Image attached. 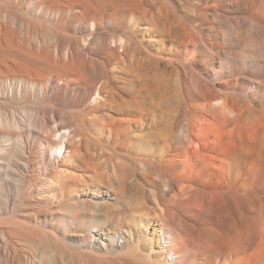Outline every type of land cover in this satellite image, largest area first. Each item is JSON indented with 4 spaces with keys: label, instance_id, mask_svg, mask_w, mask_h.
Returning a JSON list of instances; mask_svg holds the SVG:
<instances>
[{
    "label": "bare ground",
    "instance_id": "bare-ground-1",
    "mask_svg": "<svg viewBox=\"0 0 264 264\" xmlns=\"http://www.w3.org/2000/svg\"><path fill=\"white\" fill-rule=\"evenodd\" d=\"M9 1L26 5L36 18L73 24L77 34L93 39L104 29L133 36L84 50L57 38L51 45L23 40L0 23L3 99L53 95L102 110L95 132L131 167L129 182L105 183L108 154L82 146L91 130L80 122L53 127L45 118L25 125L15 115L1 116L0 127L9 130L0 137V158L24 153L39 128L40 163L59 168L58 181L49 179L42 196L62 219L52 237L61 235L86 258L95 254L117 264H264V0H196L197 8L208 9L199 16L219 23L196 35L193 46L172 17L147 0ZM176 62L177 108L167 111L156 102L166 85L160 90L135 72ZM99 76L105 78L100 89L88 88ZM74 200L88 208L81 218L66 206Z\"/></svg>",
    "mask_w": 264,
    "mask_h": 264
},
{
    "label": "rangeland",
    "instance_id": "rangeland-1",
    "mask_svg": "<svg viewBox=\"0 0 264 264\" xmlns=\"http://www.w3.org/2000/svg\"><path fill=\"white\" fill-rule=\"evenodd\" d=\"M147 1L151 5V7H153L155 10L160 8L164 14L166 13V14H168L169 17H172V21H171L173 23L172 25L173 26L176 25L177 26V32L179 34L182 33L183 37H185L191 41L190 46L197 44V41H196L197 36L203 37V36L207 35L209 33L208 30L212 27V25L219 23V21L214 19V17L201 18L199 16V15L208 14V9H206L204 6L201 8H197L196 0H186L187 1L186 3L183 2L182 0H147ZM182 2H183V5H182ZM189 11H192V12H189ZM5 14H6V16H5ZM180 16H182L183 18L182 17L180 18ZM15 17H16V20H15ZM179 18L183 19L184 21L183 20L178 21ZM199 21H200V23H199ZM178 22H180V23H178ZM0 23L8 24L11 27V29L23 40L40 39L44 43L51 45L54 43V38H57V39H60V42L63 45H65V43H66V45L73 44V46L81 47L84 50H86L87 48L96 47V45L100 44L102 41L108 40V39L110 40L112 37H122V38H126V39H131L133 37L128 32L121 31L119 29H104V30H98L97 31V34H96L97 36L94 38L95 39L94 40L93 37H88L87 34H81V35L77 34L76 31L74 30L75 25H73V24H69V23L55 24V23H52L50 21H47L45 18H36L35 14L32 13L31 9L29 7H27L26 5L19 3V2H17L16 4L11 3L9 0H0ZM183 23H185V25ZM179 25H181V26H179ZM199 25H201V26H199ZM184 26H186V27H184ZM53 29L55 30V33L52 31ZM182 29H184V30H182ZM224 29H225V26H223V30ZM204 30H205V32H204ZM73 32H74V34H73ZM102 32H104V33H102ZM225 33L227 35H229L227 33V30L225 31ZM199 34H201V35H199ZM73 38H74V41L72 40ZM196 49H198V46ZM158 67H154V66L145 67L146 71L143 70L144 72H142L141 70H137L135 72V75H137L139 80H148V81L154 80V81H156L155 83L157 84V88L160 90H163L164 86L166 85L165 86L166 90H163V91H165V94L168 97L165 98L166 95L165 96L163 95L162 96L163 98L160 97V100L158 99V101H156V102H159V104L165 110L171 111V110L177 108V100H176L177 95L175 94V93H177V71H175V68L177 69V62L175 63V65L174 64L173 65H166L165 67L163 65H161ZM160 71H162L163 73ZM168 72L169 73L172 72V74L169 76V78H168V76H166L168 74ZM159 78H160V80H159ZM104 81H105V78L103 76H99L95 81H91V82L88 81V88H93L95 90L100 89V87ZM122 87L128 88L127 85H122L120 88H122ZM171 87L173 90L171 89ZM2 90H3V93L1 94L2 91L0 92V112H2L0 114V117L1 116L15 115L18 118H21L25 125H27L29 123V121H32V123H36L38 120H44L45 118L46 119L49 118L53 122V124L51 125L53 127L55 125L60 124V123H66L70 120L80 122L85 128L91 130L89 132L90 136L87 138V140H85L83 142L84 144L82 143V146H84L86 148V150L89 149L90 152H93V153L97 151L99 153L104 152V153L108 154L107 164L105 165V168L103 169V172L105 173V178H104L105 183H108L107 181H111L112 183L116 184V183L120 182V180L121 181L126 180L128 182L130 181V179H131V167H130V165H128V163L118 159L117 156H115V154H113L111 152L112 147L110 145H106L104 143V141L99 138L97 132H95V128H97L99 126V123H98L99 117L98 116H100V113H102V110H100V109L89 110V109H87V105H80L78 103L73 102L70 99H65V98L62 99V97L53 96V95L47 96L45 98L40 97L38 94L29 95L30 97L28 95L27 96L23 95L22 97L13 98V99H11V98L6 99L5 98V100H4L3 97H4V95H6L7 90H6V88H3ZM169 94H171L173 97L171 96V98H170ZM162 99H164V100H162ZM166 99L172 103L173 102H175V103L171 104ZM3 101H5V102H3ZM162 102L164 104H161ZM31 103H33V104H31ZM9 104H11V106ZM21 104H23V105H21ZM163 105H165V106H163ZM6 106H8V107H6ZM13 106H15V107H13ZM19 108H21V109H19ZM9 109H11V110H9ZM3 110H4V112H3ZM10 111H12L14 113L9 114ZM60 113H62V114H60ZM29 114L30 115L32 114V116H30ZM45 114L47 115V117ZM28 116H29V118H28ZM57 119L59 121H57ZM57 122H59V123H57ZM2 128L3 127H0V137H3L4 136L3 134H5V132H7L9 130L8 128H3V129ZM39 130H40L39 128L38 129L34 128L32 136H30L29 139L26 140V145H28L27 146L28 148L26 147L24 153H19V154L16 153L15 154L13 151H10L6 155L3 154L7 159L0 158V264H27V263L28 264H62V263L63 264H117L111 260L98 259L95 256V254H93V256L90 259L86 258L82 254H80L78 251H75L74 249H71V248L69 249L68 245H70V243L68 242V240L62 238L61 235H59V237L57 239H54L52 237V235H51L52 232H54L56 229H58V231H59V228L61 227L62 219H61V215H59L57 213L54 206L51 204V202H50L51 200L48 198H42V196L45 194L44 191H45L46 187L48 185L50 186V183L52 184L55 179L58 181V177L56 175L59 176V168H56V169L55 168L54 169L48 168V169H46V167L43 166L42 163H40L41 160H40L39 155L42 154L43 149H42V146H40L39 141H38L39 136L42 135L40 133L41 130L40 131ZM38 132H39V135H38ZM87 141H88V143H86ZM2 147H6L5 142L2 143ZM28 149H30L29 151L31 152V154H29L30 152L27 151ZM20 154H21V156H23L22 159H21ZM12 156H14V157H12ZM9 157L11 159H9ZM25 157H27V158H25ZM111 168H113V169H111ZM124 168L126 169V171ZM121 170L123 172L125 171L126 173L125 172H124L125 174L122 173ZM4 172H5V174H4ZM107 174H109V175H107ZM74 175H78V172L74 171ZM123 175L125 176L124 178H123ZM107 176L109 177V180H108ZM48 177H50V178H48ZM53 177H55V178H53ZM120 177L122 179H120ZM49 179H51L50 180L51 182L49 181ZM3 180H5V182ZM56 185H57V182H56ZM40 186H41V188H40ZM38 192H40V193L42 192L43 194L42 193L40 194ZM138 194H139V192L135 193V196ZM35 196H36V198H35ZM39 197H41V198H39ZM40 199H42V200H40ZM132 200H135V198H133ZM34 202H36V203H34ZM83 204H84V206H83ZM66 206L69 209L70 213H71V209L73 207L75 208V211L78 213H80V211L82 210L83 207H84L83 209L86 208L85 201H83V200L69 201ZM87 209H85V211ZM49 212H52V214ZM70 215H72V214L67 215L66 219H70L72 217ZM78 215L80 216V218L83 216L82 212ZM53 216H54V218H53ZM53 222L56 225L52 224ZM17 227H19V228H17ZM23 227L25 229H23ZM26 227L28 230L26 229ZM31 227H33V228L35 227V229H33ZM44 228H46L48 230H46ZM30 230H32L33 232L32 231L30 232ZM49 230H51V231H49ZM18 231H20V233ZM42 231H44V232L42 233ZM12 233H13V235H12ZM24 233H26L27 235H25ZM32 236H33V238H32ZM38 237H40V238H38ZM44 237H46L47 239ZM5 238H6V240H5ZM20 239H21V242H20ZM4 240H5V243H4ZM38 243H40V244H38ZM4 244H5V246H4ZM52 251H54L55 254H53ZM32 252H33V254L35 252V254L33 255ZM38 252H40V253L43 252V253L39 254ZM44 253H46V254H44ZM38 254H39V256H38ZM17 255L20 258H18ZM48 255H50V256H48ZM6 257H7V259H6ZM8 258H10V259H8ZM22 258H24V259H22ZM28 260H29V262H28Z\"/></svg>",
    "mask_w": 264,
    "mask_h": 264
}]
</instances>
